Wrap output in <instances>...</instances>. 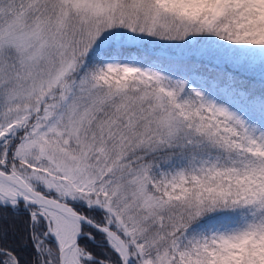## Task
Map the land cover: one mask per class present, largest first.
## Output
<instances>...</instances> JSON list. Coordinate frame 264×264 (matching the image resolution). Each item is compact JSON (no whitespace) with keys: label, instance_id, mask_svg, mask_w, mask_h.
Segmentation results:
<instances>
[{"label":"snow or ice","instance_id":"1","mask_svg":"<svg viewBox=\"0 0 264 264\" xmlns=\"http://www.w3.org/2000/svg\"><path fill=\"white\" fill-rule=\"evenodd\" d=\"M0 264H264V0H0Z\"/></svg>","mask_w":264,"mask_h":264}]
</instances>
